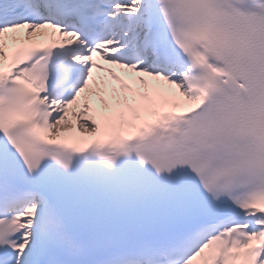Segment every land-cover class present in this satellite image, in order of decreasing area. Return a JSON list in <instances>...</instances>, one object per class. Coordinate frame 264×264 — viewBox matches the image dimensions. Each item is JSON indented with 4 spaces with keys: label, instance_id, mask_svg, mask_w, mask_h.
<instances>
[{
    "label": "snow or ice",
    "instance_id": "6c2138e0",
    "mask_svg": "<svg viewBox=\"0 0 264 264\" xmlns=\"http://www.w3.org/2000/svg\"><path fill=\"white\" fill-rule=\"evenodd\" d=\"M0 264H264V0H0Z\"/></svg>",
    "mask_w": 264,
    "mask_h": 264
},
{
    "label": "bare ground",
    "instance_id": "6f19581e",
    "mask_svg": "<svg viewBox=\"0 0 264 264\" xmlns=\"http://www.w3.org/2000/svg\"><path fill=\"white\" fill-rule=\"evenodd\" d=\"M118 71V70H117ZM72 122H73V124H75L76 123V120H75V118H72Z\"/></svg>",
    "mask_w": 264,
    "mask_h": 264
}]
</instances>
